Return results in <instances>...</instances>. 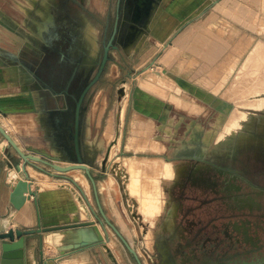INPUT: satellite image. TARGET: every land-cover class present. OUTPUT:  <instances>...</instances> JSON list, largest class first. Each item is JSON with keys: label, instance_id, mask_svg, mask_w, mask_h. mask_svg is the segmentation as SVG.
Here are the masks:
<instances>
[{"label": "rangeland", "instance_id": "1", "mask_svg": "<svg viewBox=\"0 0 264 264\" xmlns=\"http://www.w3.org/2000/svg\"><path fill=\"white\" fill-rule=\"evenodd\" d=\"M77 1L81 6L72 3L71 7L94 36L87 51L93 59L102 23L108 11L112 14L115 0ZM251 1L255 9L259 8V14L257 17L254 10L249 15L248 52L234 57L232 68L226 73L214 77L215 74L202 72L199 82L192 80L176 85L161 75L159 67L142 68L159 47L153 48L146 39L137 47L134 43L138 35L133 34L120 50H112L113 57L102 80L87 94L82 115L84 155L92 166L106 215L131 241L144 264H159L155 246L159 240L167 241L177 264H239L244 258L248 260L244 264H264V229L257 225L258 211L255 207L252 211L240 208L228 194H249L256 199L254 190L258 184L264 185L261 151L264 145V0ZM21 2L0 0V14L7 18L8 27L16 28L14 20L20 21L24 15ZM37 6L35 1L34 8H28L24 18L29 21ZM136 72L141 74L133 79ZM123 83L126 91L118 99ZM136 83L148 87L163 101H150L149 112L145 107L136 106L133 97ZM116 133H119L118 141L114 139ZM113 140L115 143L108 155L106 148ZM46 150L58 160L67 161L55 146L50 145ZM101 158H105L104 163ZM175 163L186 165L181 184L173 181L178 172L173 173L165 166ZM193 167L207 175L210 180L207 186L190 182L188 175ZM66 172L80 180L85 192L83 199L94 217L98 208L90 182L79 169ZM231 173L233 180L226 177V181L225 176ZM231 184L236 188L229 189ZM159 194L164 195L163 199ZM260 199L264 200V194ZM175 203L171 223L168 216ZM260 213L264 219V213ZM154 217L157 220L151 224L149 218ZM243 219L247 220L246 230L232 227L233 221ZM114 262L137 264L132 253L108 228L107 240L90 249L88 264Z\"/></svg>", "mask_w": 264, "mask_h": 264}, {"label": "crops", "instance_id": "2", "mask_svg": "<svg viewBox=\"0 0 264 264\" xmlns=\"http://www.w3.org/2000/svg\"><path fill=\"white\" fill-rule=\"evenodd\" d=\"M35 1H39L36 15L44 17L39 20L33 14L28 21L24 16L28 8H34ZM48 5L49 0H22L24 15L19 22L14 20L16 28L8 27L7 18L0 14V123L20 145L44 151L55 145L35 106L37 91L28 82L32 74L22 60L37 50L33 35L38 32L33 24H44ZM18 8L21 9L19 5ZM254 10L258 17L259 8L255 9L251 0H149L144 21L136 26L134 36L138 35V39L134 45L140 47L146 39L153 48L159 47L150 59L151 65L159 67L161 75L176 85L192 80L199 82L202 72L215 74L214 77L226 73L232 68L234 57L248 52V22ZM134 74L133 79H137L141 73ZM135 87L134 102L145 107L146 112L151 108L150 101H163L148 87L138 83ZM3 138L0 133V230L9 226L59 225L87 218L88 211L81 207L85 192L80 180L69 172L49 173L48 169L56 171L40 162L26 163L25 174L17 168L21 163L18 154ZM57 161L64 164L69 160ZM11 169L15 178L9 180ZM18 178H26L35 194L16 207L10 193ZM41 235L42 255L39 254V233L27 242L28 264H42V261L43 264H88L90 249L97 244L59 254L57 244L64 240L63 229L42 231Z\"/></svg>", "mask_w": 264, "mask_h": 264}, {"label": "flooded vegetation", "instance_id": "3", "mask_svg": "<svg viewBox=\"0 0 264 264\" xmlns=\"http://www.w3.org/2000/svg\"><path fill=\"white\" fill-rule=\"evenodd\" d=\"M37 2L39 5V1ZM148 2L149 0H115L112 14L108 11L102 23L101 35L97 41V54L93 59L89 58L87 51L92 46L93 42L91 43L90 39L93 41L94 36L90 32L91 38L88 36L82 18L71 7L72 3L80 5L77 0H49L48 15L44 24L38 26L34 22V29L36 28L38 32L33 35L37 50L28 54L22 61L32 74V77L28 78V82L37 91L35 106L40 112L41 120L46 124L52 144L56 146L59 155L63 158L71 160L76 156V135L78 151L88 161L82 146V115L87 94L94 84L102 80L108 61L113 57L112 50H120L121 46L131 39L136 31V26L144 21ZM33 14L41 20L44 17L36 15L35 11ZM106 45L110 57L99 78L88 86L99 68ZM261 151L264 154V145L261 146ZM91 170L94 173L93 169ZM83 173L90 182L87 174ZM232 175V173L226 175V181L227 178L232 181ZM231 186L228 185L229 189L236 188L232 184ZM254 191L257 194L256 199L249 194L238 196H234L230 192L228 194L240 208L247 207L248 209H245L252 211L255 207V210L258 211L257 225L264 229L263 215L259 216L261 211L264 213L262 210L264 209V200L260 199V195L264 194V185L258 184ZM254 191L252 190L251 193ZM232 227L246 230L248 228L247 220L233 221ZM244 241L247 243L252 240ZM169 251V258L176 263L170 247ZM158 253L160 259V252L158 251ZM247 262L248 260L244 258L239 264ZM159 264L163 263L159 262Z\"/></svg>", "mask_w": 264, "mask_h": 264}, {"label": "water", "instance_id": "4", "mask_svg": "<svg viewBox=\"0 0 264 264\" xmlns=\"http://www.w3.org/2000/svg\"><path fill=\"white\" fill-rule=\"evenodd\" d=\"M108 46L104 48V55L99 68L89 82L88 86L96 81L100 73L109 58ZM152 60H150L142 68L151 66ZM122 87V86H121ZM83 95V93H82ZM81 95V98H82ZM0 133L5 137L8 144L16 151L21 160V163L17 165L25 174L27 173L25 165L26 163L40 162L48 168H53L56 172L48 169L49 173L66 172L72 169H80L85 172L92 184L93 194L98 208V213L94 214L88 211L87 218L83 220H75L66 224L41 226L38 224L35 227L20 228L9 226L0 230V264H28L26 258V246L28 240H30L35 233H39V254L43 253V238L42 231L63 229L64 240L57 244L59 254H64L69 250L80 248L87 245H93L99 242H104L108 237V228L111 229L114 234L122 241L127 250L132 253L137 264H144L141 260L137 250L132 245L131 241L124 235L120 228L106 215L103 205L99 198V193L95 181V177L92 173V166L89 161L85 160L78 151V141L75 135L76 156L66 163H60L57 160L56 155H52L47 151L27 146L23 148L10 134V132L0 123ZM106 157V156H105ZM105 161V160H104ZM103 163V162H102ZM45 169V167H43ZM35 191L31 188L30 183L26 178H18L13 185L10 193V199L16 207L20 206L26 197L34 195ZM161 242V243H160ZM155 246L160 252L159 262L163 264H176L174 260L169 258L170 251L169 246L165 240L156 241ZM43 264V261H42Z\"/></svg>", "mask_w": 264, "mask_h": 264}, {"label": "bare ground", "instance_id": "5", "mask_svg": "<svg viewBox=\"0 0 264 264\" xmlns=\"http://www.w3.org/2000/svg\"><path fill=\"white\" fill-rule=\"evenodd\" d=\"M43 5H45V4H43ZM40 9V8H39ZM44 9V8H43ZM43 9L41 10V11H43ZM38 14V13H37ZM36 20H37V18H36ZM40 20V19H39ZM38 20V21H39ZM31 28V27H30ZM40 28V27H39ZM34 29V28H33ZM34 30H36V29H34ZM86 31V33L88 34V36L91 38V36H90V33H89V31L88 30H85ZM261 76V75H260ZM263 76V75H262ZM264 77V76H263ZM250 79V78H249ZM250 85V84H249ZM122 87H120L119 88V90H118V99H120L121 98V95H123L124 93H125V91H126V87H125V84L123 83L122 85H121ZM252 87V86H251ZM247 89V88H246ZM260 89V88H259ZM242 93H244V92H242ZM248 103V102H247ZM119 116H121L120 114H119ZM263 119H264V117H263ZM260 122H263V120L261 119L260 120ZM240 135V134H239ZM244 137V136H243ZM246 137H247V135H246ZM240 138V137H239ZM114 139H115V141H118V139H119V133H116V135H114ZM6 140V139H5ZM115 141L113 140V141H111V143L110 144H108L107 145V151H108V155H110L111 154V152H112V149H113V144L115 143ZM102 159V162L104 163V160H105V158L103 159V158H101ZM130 163H132V161L130 162ZM167 163V162H166ZM169 163V162H168ZM165 164V163H164ZM133 165V164H132ZM166 166V169L167 170H170V171H172L173 173H174V171H176V172H178V174L175 176V178L173 179V181L174 182H177V183H182L183 182V178L181 177V175H182V172H183V170H184V168H186V165L185 164H183V163H175V164H172V165H165ZM134 167H135V165H134ZM136 168V167H135ZM138 168H139V166H138ZM137 168V169H138ZM142 170V169H141ZM139 171L137 170V173H138ZM164 176V175H163ZM172 176H173V174H172ZM189 180H190V182L192 183V184H195V185H201V184H205V186H207V184H208V181H209V178L207 177V175H204V172H203V170L202 169H200V168H195V167H193V169H191L190 171H189ZM15 178V172H14V170L13 169H11L10 171H9V173H8V179L9 180H12V179H14ZM163 178V177H162ZM169 178V177H168ZM167 178V179H168ZM170 178H171V176H170ZM169 178V179H170ZM132 179V178H131ZM151 179V178H150ZM154 179V178H153ZM153 179H151V180H153ZM164 179L166 180V178L164 177ZM163 180V179H162ZM155 181V180H154ZM160 181V180H159ZM167 181V180H166ZM134 182V181H133ZM133 182H132V184H133ZM136 182H137V180H136ZM156 182V181H155ZM164 182V181H163ZM129 183V182H128ZM140 183V182H139ZM161 183V182H160ZM159 183V184H160ZM66 184L67 185H69L72 189H74L71 185H70V183H68V182H66ZM135 184V183H134ZM133 184V185H134ZM151 184V183H150ZM153 185V184H152ZM157 185H158V183H157ZM162 185V184H161ZM135 186H136V184H135ZM155 186V185H154ZM158 187V186H157ZM137 188H139V186H137ZM140 189V188H139ZM151 189V188H150ZM158 189H159V187H158ZM157 189V190H158ZM152 190V189H151ZM156 190V191H157ZM162 190V189H161ZM167 190V189H166ZM135 191V190H134ZM138 191V190H137ZM140 191V190H139ZM137 192V193H140V192ZM148 191H149V189H148ZM155 191V190H154ZM154 191H153V193H154ZM142 192V191H141ZM136 193V192H135ZM163 193V192H162ZM140 195H142V194H140ZM145 195V194H144ZM153 195V194H152ZM163 195V194H162ZM162 195H157V196H162ZM164 196V195H163ZM163 196H162V199H163ZM146 197V196H145ZM148 197V196H147ZM155 197H156V195H155ZM154 197V198H155ZM139 198H140V196H139ZM144 198V197H143ZM156 199V198H155ZM157 199H158V197H157ZM159 199H161V197L159 198ZM161 199V200H162ZM150 200H151V198H150ZM160 200V201H161ZM158 201V200H157ZM156 201V203H158ZM160 201H159V203H160ZM163 201V200H162ZM161 201V202H162ZM154 202V201H153ZM144 203V202H143ZM151 203V202H150ZM155 203V202H154ZM164 204H165V202H164ZM86 204L85 203H83L82 205H81V207H83L84 208V210H86V212H87V209H86V206H85ZM161 205V204H160ZM162 205H163V202H162ZM142 206V205H141ZM140 205H139V207H141ZM148 207H149V205H148ZM153 207H155V206H153ZM161 207V206H160ZM176 207H177V204L175 203V205L173 206V208L171 209L172 210V212L171 213H169V219L171 220V223H172V221H173V216H174V214H175V211H176ZM157 208V207H156ZM162 208V207H161ZM144 212H145V214H146V211L144 210ZM143 212V213H144ZM148 213V212H147ZM155 213V212H154ZM154 213H152L153 214V216H154ZM166 214H168V212H166ZM147 215V214H146ZM166 219H167V217H166ZM156 220H157V217H154V218H149V221H150V223L151 224H155V222H156ZM170 223V224H171ZM105 247H107L108 248V252L110 253V255H111V258H112V260H115V257H114V254L112 253V251L110 250V248L108 247V245L105 243ZM114 264H118L117 262H114Z\"/></svg>", "mask_w": 264, "mask_h": 264}]
</instances>
